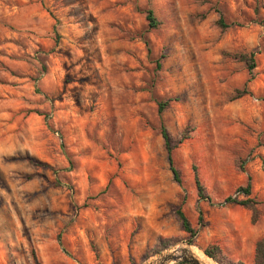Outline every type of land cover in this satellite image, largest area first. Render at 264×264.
<instances>
[{"label":"rangeland","instance_id":"rangeland-1","mask_svg":"<svg viewBox=\"0 0 264 264\" xmlns=\"http://www.w3.org/2000/svg\"><path fill=\"white\" fill-rule=\"evenodd\" d=\"M263 98L264 0H0V264H149L187 242L178 208L197 250L251 264ZM161 124L186 136L172 152L181 184ZM248 176L255 222L220 204Z\"/></svg>","mask_w":264,"mask_h":264},{"label":"trees","instance_id":"trees-1","mask_svg":"<svg viewBox=\"0 0 264 264\" xmlns=\"http://www.w3.org/2000/svg\"><path fill=\"white\" fill-rule=\"evenodd\" d=\"M146 19L148 21V26L150 28H156L158 26V20L155 17L153 10L148 9L146 12ZM217 25H219L222 28L228 27V25L223 21V17L220 16L217 21ZM146 45H148V41H145ZM240 60H243L248 67L249 72L252 71V69L255 67V63L253 60V54H250L249 56L247 54H241L238 56ZM247 93L246 89H243L241 91H238L236 95L234 96L235 98L241 97L243 94ZM264 99V98H263ZM167 101H160L158 102V113H161L165 107L167 106ZM160 134L163 139L164 147L167 152V158L168 162L170 165V170L173 174L174 180L178 183L181 184V178H180V171L179 169L175 166L173 158H172V152L173 150L183 141V139L186 137L182 135L179 139L173 138V136L170 134V132L166 129V127L161 124L160 125ZM194 170V181H195V186L197 190V204H196V210L198 213V218H197V225L203 226L204 225V217H203V211L199 206V201L200 200H207L211 201V198L208 196V194L205 191V188L201 184L199 180L198 173L196 171V168H193ZM250 176H248V182L245 185H241L236 189V195L235 196H227L223 203H235L240 206H243L252 212V221H256L257 217V209H256V204L258 202L251 198V182H250ZM239 195H242L244 198L239 199ZM175 215L178 218V220L181 222L183 230L189 235V238L187 239V242L189 244H194V239L196 237V234L198 232V228H195L192 226L190 220L187 218L185 213L181 210V208H178L175 210ZM161 243V242H160ZM169 243H164L160 244L161 249H164L168 246ZM204 253L214 259L218 264H227L225 261L226 260L228 263L233 264V262L228 261L227 258L221 254V251L217 245H209L206 248H204ZM36 264H39L36 257L34 258ZM236 264H244L242 262H236ZM251 264H264V239H258L255 243V248H254V257H253V262Z\"/></svg>","mask_w":264,"mask_h":264},{"label":"water","instance_id":"water-1","mask_svg":"<svg viewBox=\"0 0 264 264\" xmlns=\"http://www.w3.org/2000/svg\"><path fill=\"white\" fill-rule=\"evenodd\" d=\"M190 246L192 245L188 242H181L163 252L158 253L156 258L149 264H170L173 262L200 264L199 260L193 255V253H191L189 249Z\"/></svg>","mask_w":264,"mask_h":264},{"label":"bare ground","instance_id":"bare-ground-1","mask_svg":"<svg viewBox=\"0 0 264 264\" xmlns=\"http://www.w3.org/2000/svg\"><path fill=\"white\" fill-rule=\"evenodd\" d=\"M191 253L199 260L200 264H216L211 258L201 250H197L194 245L189 247Z\"/></svg>","mask_w":264,"mask_h":264}]
</instances>
